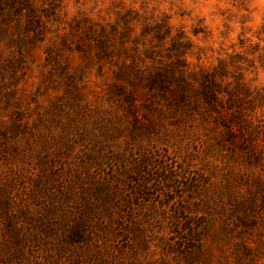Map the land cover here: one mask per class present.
I'll return each instance as SVG.
<instances>
[{"label": "rangeland", "instance_id": "374dc122", "mask_svg": "<svg viewBox=\"0 0 264 264\" xmlns=\"http://www.w3.org/2000/svg\"><path fill=\"white\" fill-rule=\"evenodd\" d=\"M176 35L189 71L240 67L254 128L148 106L144 83L175 59L163 49ZM82 218L86 241L66 244ZM0 264H264V8L2 3Z\"/></svg>", "mask_w": 264, "mask_h": 264}, {"label": "trees", "instance_id": "16d2710c", "mask_svg": "<svg viewBox=\"0 0 264 264\" xmlns=\"http://www.w3.org/2000/svg\"><path fill=\"white\" fill-rule=\"evenodd\" d=\"M9 1L0 0V5ZM30 8L29 6V10ZM164 38H158V45ZM189 44V39H185L183 35H176L172 37L170 47L167 49L162 47L164 51L172 54L165 55L166 57L172 58L174 55L176 57L169 61H164L162 57L149 80L144 83L147 92H150L152 96L148 106L151 104V107H155L157 103H160L159 111H169L173 114H185L186 116H194V113H199L206 118V121L213 118L218 124L229 130L254 128L238 105L240 91L244 90L246 93L248 90V87L243 84L244 73L235 70L240 67L235 65L233 68L238 74H233L228 67V62L220 60L218 65L211 70L189 71L187 63L183 60L184 54L189 49ZM150 54L153 55V53ZM130 108L135 114L134 101L131 102ZM97 193L96 196H98ZM73 198L71 193H65L62 198L64 203L62 202L60 205L65 206L66 203L72 202ZM84 220L85 218H82L80 223H66L63 232L66 244L75 246L86 241L87 223H83Z\"/></svg>", "mask_w": 264, "mask_h": 264}, {"label": "clouds", "instance_id": "9594fccd", "mask_svg": "<svg viewBox=\"0 0 264 264\" xmlns=\"http://www.w3.org/2000/svg\"><path fill=\"white\" fill-rule=\"evenodd\" d=\"M256 2L261 6V8H264V0H256Z\"/></svg>", "mask_w": 264, "mask_h": 264}]
</instances>
